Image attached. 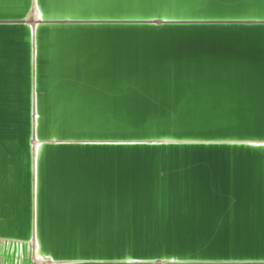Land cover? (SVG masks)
Instances as JSON below:
<instances>
[{
    "label": "water",
    "instance_id": "95a60500",
    "mask_svg": "<svg viewBox=\"0 0 264 264\" xmlns=\"http://www.w3.org/2000/svg\"><path fill=\"white\" fill-rule=\"evenodd\" d=\"M38 259L264 264V0H0V264Z\"/></svg>",
    "mask_w": 264,
    "mask_h": 264
},
{
    "label": "bare ground",
    "instance_id": "6f19581e",
    "mask_svg": "<svg viewBox=\"0 0 264 264\" xmlns=\"http://www.w3.org/2000/svg\"><path fill=\"white\" fill-rule=\"evenodd\" d=\"M35 19H36V16H35V18H31L32 21H35ZM34 260H35V257H34ZM42 262L43 261L41 259H38V260H36L35 264H42Z\"/></svg>",
    "mask_w": 264,
    "mask_h": 264
},
{
    "label": "snow or ice",
    "instance_id": "6c2138e0",
    "mask_svg": "<svg viewBox=\"0 0 264 264\" xmlns=\"http://www.w3.org/2000/svg\"><path fill=\"white\" fill-rule=\"evenodd\" d=\"M38 148H39V146H38Z\"/></svg>",
    "mask_w": 264,
    "mask_h": 264
}]
</instances>
